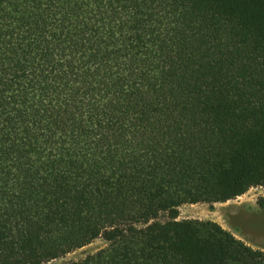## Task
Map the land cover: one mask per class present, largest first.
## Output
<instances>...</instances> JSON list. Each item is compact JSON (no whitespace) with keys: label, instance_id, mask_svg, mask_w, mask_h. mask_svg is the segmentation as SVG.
<instances>
[{"label":"trees","instance_id":"obj_1","mask_svg":"<svg viewBox=\"0 0 264 264\" xmlns=\"http://www.w3.org/2000/svg\"><path fill=\"white\" fill-rule=\"evenodd\" d=\"M254 187L264 0H0V264H264L180 219Z\"/></svg>","mask_w":264,"mask_h":264},{"label":"rangeland","instance_id":"obj_2","mask_svg":"<svg viewBox=\"0 0 264 264\" xmlns=\"http://www.w3.org/2000/svg\"><path fill=\"white\" fill-rule=\"evenodd\" d=\"M180 211V219L217 222L247 244L264 249V187L251 188L244 195L226 203L185 204ZM105 246L104 240L98 239L68 257L82 258Z\"/></svg>","mask_w":264,"mask_h":264}]
</instances>
